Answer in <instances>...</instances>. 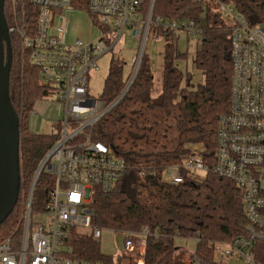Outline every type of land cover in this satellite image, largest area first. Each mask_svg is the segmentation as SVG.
I'll list each match as a JSON object with an SVG mask.
<instances>
[{"label": "built area", "instance_id": "built-area-1", "mask_svg": "<svg viewBox=\"0 0 264 264\" xmlns=\"http://www.w3.org/2000/svg\"><path fill=\"white\" fill-rule=\"evenodd\" d=\"M26 2L34 10L32 24L25 23ZM150 2L145 12L143 0H9L8 36L20 39L21 53H29L28 63L38 71L37 81L47 89L37 103L57 109V117L43 118L53 125L55 139L38 163L27 194L20 185L23 214L17 236L13 238L14 233L0 242V264H101L72 258L73 241L78 236L90 237L95 254L101 255L97 249L101 228L91 222L94 213L90 204L96 193L111 194L127 165L120 155L93 139V127L110 107H103L87 93L89 72L98 70V59L111 51L127 27L131 36L143 43L151 25L194 39L197 46L204 38L201 19L161 20L153 17ZM203 2L215 5L213 13L230 33L229 110L218 118L212 156L203 145L188 144L180 162L163 168L159 176L171 187L187 180L201 183L207 174L231 181L242 192L244 233L208 247L217 257L264 264V26L249 25L231 4ZM82 10L98 29L99 37L88 42L79 38L68 41L65 14ZM141 56L133 62L137 71ZM37 103L28 117L31 131L43 117ZM146 174L155 176L156 168L140 170L138 177ZM41 175L44 183L51 185L42 217L32 223V193ZM120 233L123 256L144 254L147 227L139 233ZM191 239L198 244V238ZM182 264L210 263L194 253L186 255Z\"/></svg>", "mask_w": 264, "mask_h": 264}, {"label": "trees", "instance_id": "trees-1", "mask_svg": "<svg viewBox=\"0 0 264 264\" xmlns=\"http://www.w3.org/2000/svg\"><path fill=\"white\" fill-rule=\"evenodd\" d=\"M231 4L249 25L264 26V0H219ZM150 0H143L147 11ZM152 15L161 20L183 18L201 19L204 38L197 46L193 62L204 76V83L189 90V79L181 89L182 75L174 65L177 58L173 41L165 44L162 84L157 97L153 96V79L149 71L139 67L126 95L114 108L100 118L92 129L95 141H101L116 152L127 165L126 173L116 182L109 196L96 193L90 206L91 222L103 229L139 233L148 228L142 264H173L178 238H198L195 255L210 264H218L210 243L227 242L243 234L246 219L242 215V192L228 180L207 174L201 183L185 181L178 186L161 182V170L177 164L186 155L188 144H201L206 154L213 155L215 129L218 118L228 112L231 84L230 33L213 13L215 5L203 0H154ZM25 23L34 22V10L26 2ZM9 0H4L7 25ZM149 27L148 31L150 30ZM155 34L169 37V32L153 28ZM153 30V33H154ZM148 34V32H147ZM12 60L8 78V96L12 109L19 118V176L27 194L40 160L54 139L31 131L28 117L34 103L47 93L37 81L38 71L28 63L29 53H21L20 39L9 36ZM102 94L103 107L110 106L127 85L132 72L124 82L122 64L110 62ZM142 65V64H141ZM156 168L155 176L138 177L140 170ZM40 176L33 190L32 212H43L51 182L44 183ZM13 212L0 226V242L17 236L20 208V190ZM17 230V232H16ZM101 264H119L124 258L95 254L90 237H76L72 258Z\"/></svg>", "mask_w": 264, "mask_h": 264}, {"label": "rangeland", "instance_id": "rangeland-1", "mask_svg": "<svg viewBox=\"0 0 264 264\" xmlns=\"http://www.w3.org/2000/svg\"><path fill=\"white\" fill-rule=\"evenodd\" d=\"M215 9V8H214ZM80 16V21L85 24L87 30V36L83 38L80 37L82 41L88 42L91 40H97L99 31L93 25V29L90 30V25L88 21V14L86 11H75L73 12ZM203 18V16H202ZM201 18L202 26L204 28L203 19ZM95 21V18H93ZM155 26L151 25L150 30L148 31L147 37L142 44L141 41H138L131 36V28L127 27L123 33V37L119 42L114 45L110 52L103 55L98 59L96 65L98 70L90 71L88 75L89 85L87 93L96 101H100L99 96L102 94L104 78L107 75L110 67V62L113 60H118L122 64V79L124 82L127 80V76L131 74L133 62L137 60L138 55L141 51V67L146 68L151 78L153 79V96L157 97L160 93V88L162 84V69H163V55L165 52L164 46L167 42L173 41L174 47L176 49L177 58L174 60V65L177 68L178 72L182 75L183 79L180 85L181 89H185L186 79H189V90H195L199 85L204 83V76L199 70H196L194 66V56L197 51V44L194 39H187L185 35L175 33V35L169 32V37H164L161 35L155 34L153 29ZM159 29V28H157ZM154 30V33H153ZM160 30V29H159ZM68 41H74L79 38L76 36L75 31L72 29L67 30L66 34ZM37 103V102H36ZM36 109L43 113V117L36 120L35 131L40 135H52L54 132V127L52 124H49L43 120V118L56 119L57 109L46 107L44 103H37ZM31 118V113L29 115ZM22 203L20 208L22 209L24 198H22ZM42 217L40 212H32L31 221L32 223H38ZM122 241L123 236L120 231H113L109 229H101V240L98 242L97 249L103 256L111 257L113 260L117 259L119 256H123L122 250ZM176 245L184 249V253L189 256V254H194L195 244L191 238H178L175 240ZM184 256V260L186 259ZM124 258L126 256H123ZM129 258V257H126ZM124 260V259H121ZM121 260L119 262H121ZM216 263L218 264H244L243 261H239L236 258H224L215 256ZM125 262V261H123ZM127 262V261H126Z\"/></svg>", "mask_w": 264, "mask_h": 264}, {"label": "water", "instance_id": "water-1", "mask_svg": "<svg viewBox=\"0 0 264 264\" xmlns=\"http://www.w3.org/2000/svg\"><path fill=\"white\" fill-rule=\"evenodd\" d=\"M154 0L150 2L153 9ZM4 0H0V226L2 222L13 212L18 200L20 190L19 176V143L20 128L19 118L12 109L8 96V78L12 60L10 39L8 36V26L4 16ZM143 44V42H141ZM141 51L138 56H140ZM136 68L131 75L121 95L109 106L114 108L125 95L131 86Z\"/></svg>", "mask_w": 264, "mask_h": 264}, {"label": "crops", "instance_id": "crops-1", "mask_svg": "<svg viewBox=\"0 0 264 264\" xmlns=\"http://www.w3.org/2000/svg\"><path fill=\"white\" fill-rule=\"evenodd\" d=\"M66 22L68 23L67 30L72 29L75 31L76 36L83 38L84 36H87V30L85 28V24L80 21V16L73 13V12H68L65 14ZM90 25L89 33L90 30L93 29L92 22H90V19L88 18L87 21ZM88 37V36H87ZM92 41V40H91ZM181 248V247H180ZM186 254L184 253V249L181 248L180 250L176 251L173 257V264H182V260L184 259V256ZM124 260H121L119 264H142L143 261V252L138 253L132 256V258H122ZM125 261V262H123ZM127 261V262H126Z\"/></svg>", "mask_w": 264, "mask_h": 264}]
</instances>
